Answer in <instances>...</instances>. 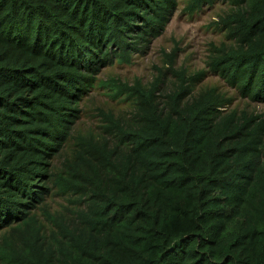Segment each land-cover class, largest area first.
Masks as SVG:
<instances>
[{"label":"trees","instance_id":"16d2710c","mask_svg":"<svg viewBox=\"0 0 264 264\" xmlns=\"http://www.w3.org/2000/svg\"><path fill=\"white\" fill-rule=\"evenodd\" d=\"M226 1L234 45L210 65L264 101V0ZM177 5L0 0V264H264V115L226 110L216 88L187 99L182 81L162 106L160 82L110 83L136 99L133 123L54 172L99 72L131 61ZM50 182L76 199L70 219L44 211L46 232Z\"/></svg>","mask_w":264,"mask_h":264},{"label":"rangeland","instance_id":"374dc122","mask_svg":"<svg viewBox=\"0 0 264 264\" xmlns=\"http://www.w3.org/2000/svg\"><path fill=\"white\" fill-rule=\"evenodd\" d=\"M192 0H177L178 5L170 17L164 31L150 42L139 45L129 62L116 61L106 65L97 75V80L81 100V114L72 130V137L53 161L54 172H59L66 162L75 159L76 152L84 141L88 143H114L119 128L131 125L137 114V103L124 91L115 96L110 83H127L136 87L140 81L144 88H150L160 82L155 92L154 102L168 104L169 96L179 90L182 81L190 87L187 99L198 96L207 88L228 98L226 110L237 109L252 114L264 115V101H253L243 96L235 87L215 72L210 65L215 48L223 43L227 47L234 41L227 36L228 29L222 18L231 11V4L226 0L204 2L199 8H191ZM177 72H185L183 79ZM113 122L118 124L114 127ZM79 158L77 159V161ZM51 193L41 209L36 211L43 229L49 232L51 223L44 211L61 214L66 219L72 218L71 210L75 207V196L61 193L59 187L50 182Z\"/></svg>","mask_w":264,"mask_h":264}]
</instances>
